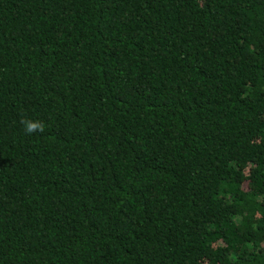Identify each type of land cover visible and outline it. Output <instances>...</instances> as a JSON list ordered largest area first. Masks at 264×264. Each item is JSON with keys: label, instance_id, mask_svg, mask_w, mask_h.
Segmentation results:
<instances>
[{"label": "trees", "instance_id": "16d2710c", "mask_svg": "<svg viewBox=\"0 0 264 264\" xmlns=\"http://www.w3.org/2000/svg\"><path fill=\"white\" fill-rule=\"evenodd\" d=\"M0 264H264V0H0Z\"/></svg>", "mask_w": 264, "mask_h": 264}, {"label": "clouds", "instance_id": "9594fccd", "mask_svg": "<svg viewBox=\"0 0 264 264\" xmlns=\"http://www.w3.org/2000/svg\"><path fill=\"white\" fill-rule=\"evenodd\" d=\"M24 124L25 131L28 134H32L35 132H43L44 130V123L40 120H33V119H22L21 121Z\"/></svg>", "mask_w": 264, "mask_h": 264}]
</instances>
